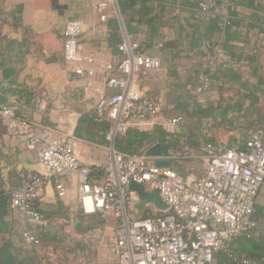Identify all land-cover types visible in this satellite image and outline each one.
Returning a JSON list of instances; mask_svg holds the SVG:
<instances>
[{
  "label": "crops",
  "instance_id": "0c3cea01",
  "mask_svg": "<svg viewBox=\"0 0 264 264\" xmlns=\"http://www.w3.org/2000/svg\"><path fill=\"white\" fill-rule=\"evenodd\" d=\"M58 1L65 6L61 11L54 9L53 0H0V95L6 100L0 108L7 105L16 107L37 132L55 127L60 130L56 134L72 132L81 162L93 172L104 171L115 150L114 144L106 140V135L103 138V132L99 129L90 138L84 134L78 136L76 131L81 120L90 118V112L96 108L100 97L110 96L117 91L107 87L102 66L107 63L116 66L121 57L120 45L141 34L151 45L143 49L144 54L160 59L162 67L134 77L132 89L161 99L165 109L146 118L151 124L131 128L149 131L160 126L169 133H182L187 138L195 130L197 133H194L200 136L197 119L187 117L183 111L209 108L221 100L218 83L208 92H201L199 86L200 75L205 72L202 61L200 64L201 55L215 46L221 36L217 34L211 40L199 41L196 48H190L197 17L186 0H148L144 10L137 6L135 13L124 16L117 0H114L112 7L106 10V21H102L100 13L94 9L95 5L105 0ZM237 1L245 4L237 8L244 19L245 31L249 26L256 27L238 46L240 50L255 48L264 62V41L259 33V29L264 28V0ZM251 3L253 5L248 6ZM229 5L223 2L214 7L212 15L224 18ZM139 12L145 17L143 23L138 22L141 16ZM78 18L86 22L80 40L82 51L97 60L95 65L85 66L95 69L94 77H79L71 73L72 65L64 60L65 26L68 21ZM153 18H157L155 24L159 30L151 40L152 28L148 21ZM248 68L245 66L243 70ZM113 75L119 80L126 79L117 69ZM250 82L254 80L250 79ZM225 87L228 90L234 85L227 83ZM36 96L43 100V114L34 110L33 99ZM224 97L229 98L232 106L236 104L231 90ZM210 124L209 119L202 122L201 133L204 137L211 136ZM222 134L218 138L227 142V135ZM239 144L234 146L238 147ZM185 146H161V149L165 159L172 161V168L182 176L199 177L202 173H192L197 162L192 161L195 157L175 156ZM204 146L205 142H202L201 150ZM192 149L194 156H201L199 149ZM0 172V182L10 194L20 186L22 176L42 177L46 173L37 151L27 150L23 139L9 134L7 130L0 136ZM65 184L67 194L63 198L57 195L52 183L43 187L37 202L44 216L41 223H35L27 215L13 210L9 218L13 223V232L11 235L0 233V248L10 241L25 264H119L113 252V241L121 220L108 215L103 225L93 228L91 217L84 213L81 206L77 178L68 177ZM256 207L264 208V194L257 197L255 210ZM159 213L160 210L152 204L141 201L133 203L128 209L130 219ZM27 231L40 240V244L26 242L24 233ZM246 249L247 252L234 246L235 252L248 257L251 248L246 245ZM222 256H216L218 264H221Z\"/></svg>",
  "mask_w": 264,
  "mask_h": 264
},
{
  "label": "built area",
  "instance_id": "2783aa9c",
  "mask_svg": "<svg viewBox=\"0 0 264 264\" xmlns=\"http://www.w3.org/2000/svg\"><path fill=\"white\" fill-rule=\"evenodd\" d=\"M194 1L199 2L203 11L216 7L211 0ZM113 2L105 0L94 6L102 21H106V10ZM85 28L84 19L68 21L63 56L65 62L72 65L71 73L94 77L95 69L85 66L95 65L97 60L84 54L80 43ZM141 39L142 35L138 34L134 39L125 40L119 47L118 64L102 66L107 87L117 91L100 97L95 109L99 116L107 117L112 123L106 134V140L112 144L131 127L151 124L146 118L165 108L161 99L132 89L134 77L162 67L160 59L138 53ZM262 39L264 41V34ZM222 53L216 46L214 53L203 60L201 92L209 91V76L219 61H227ZM115 68L126 79L114 77ZM33 101L34 110L43 114L41 97L36 96ZM0 116L9 134L21 137L27 150L37 151L46 172L42 177H24L20 186L11 192L13 210L27 215L33 222H42L35 206L43 187L52 183L57 195L63 198L67 194L65 179L74 176L85 214L101 213L121 220L113 241V252L119 264H218V254L227 255L233 264H260L230 248L234 240L250 237L257 227L255 204L257 197L264 194V143L258 136L252 137L244 149L208 145L206 149L211 155L199 177H184L173 168H159L146 155L129 157L113 150L103 181L92 183L91 169L77 156L72 132L56 134L60 131L58 127L37 132L30 120L14 107L2 106ZM175 156L192 158L194 151L185 146ZM132 182L157 192L167 209L151 217L130 219L129 206L140 202L139 196L130 190ZM24 238L33 245L40 243L28 231Z\"/></svg>",
  "mask_w": 264,
  "mask_h": 264
},
{
  "label": "trees",
  "instance_id": "16d2710c",
  "mask_svg": "<svg viewBox=\"0 0 264 264\" xmlns=\"http://www.w3.org/2000/svg\"><path fill=\"white\" fill-rule=\"evenodd\" d=\"M211 1L214 2L216 6H220L223 2H228L230 4L224 18L212 15V9L203 11L197 1L186 0V3H188L190 8L195 12V17H197V24L193 26L195 35L192 42H190V48H196L199 41L211 40L212 37L217 34L221 36L220 41L217 42L215 46H212L207 53L201 55L200 64L207 55L214 53L216 46L222 49L223 58L227 59L226 62L222 60L219 61L214 73L209 76L210 89L215 83L220 85L219 89L222 96L218 104L209 108L197 107L192 110L183 111L184 115L186 114L187 117L197 119V130L200 132V136L194 133L196 132L195 130H192L190 136L187 138V136L182 135V133H169L160 126H156L149 131L130 128L126 135H119L116 137L114 141L116 153L129 157L141 156L145 155L146 150L155 144L167 148L187 145L190 148L199 149L200 155L208 159L211 155L206 149L208 145H223L228 149H244L247 142L254 136H258L264 143V62L260 59L258 51L255 48L240 50L238 46L239 43L246 41L250 32L256 27L249 26L246 31L243 28L244 19L239 15L237 8L244 6V3L237 0ZM147 2L148 0H117L118 7L123 16L134 12L137 6H140L142 10H144ZM250 5L252 6L253 4L251 3L248 6ZM53 7L61 11L65 6L61 5L58 0H53ZM138 14L141 15L138 22L143 23L145 18L143 13L139 12ZM112 21L115 22V20ZM156 21L157 18L148 21L152 28L151 40L158 35L159 27L155 24ZM259 33L263 35L264 28H260ZM150 46L151 45L146 42L145 35H142L141 44L137 51L139 54L145 55L143 49L149 48ZM245 66L249 68L243 70ZM250 79H253L254 82H250ZM227 83L234 85V87L228 89L234 93V98H236V104L233 106L230 104L229 98L224 97V94L228 91L225 87ZM199 86L201 87V81ZM149 97L154 98V96L152 97L150 95ZM204 119L211 120L209 127V132L211 133L210 137H204L203 132L201 133ZM111 125L112 123L107 117L99 116L94 109L90 112V118L88 120H81L79 122L76 133L78 136L84 134L86 137L90 138L94 136L95 131L99 129L103 132L102 137L104 138L106 133L111 129ZM4 133H6V128L0 116V136ZM222 133L227 135V142H222L218 138V136L223 135ZM202 137L203 141H201ZM202 142H205L203 150H201ZM238 143H240L237 145L238 147H235L234 145ZM203 173L204 171L202 174ZM24 177L29 176H22L21 180ZM103 178L104 171H91L90 181L92 183H101ZM12 211L11 194L4 188L2 182H0V233L2 234L11 235L13 232V223L9 220ZM35 211L41 215L43 221L44 216L38 209V203L35 206ZM89 216L92 219L93 228L98 227V225H103L107 218L101 213ZM146 217L151 216L147 215ZM263 217L264 208L256 207L254 218L257 222V227L253 230L251 236L237 238L230 245L232 251H235L234 246L236 245L245 252H247L246 245H248V247L251 248L248 258L260 264H264ZM222 255L221 264H233L228 260L227 255ZM0 264H25L21 261L18 254H16L10 241H6L0 248Z\"/></svg>",
  "mask_w": 264,
  "mask_h": 264
},
{
  "label": "water",
  "instance_id": "95a60500",
  "mask_svg": "<svg viewBox=\"0 0 264 264\" xmlns=\"http://www.w3.org/2000/svg\"><path fill=\"white\" fill-rule=\"evenodd\" d=\"M5 101V98L0 95V105H3ZM145 155L149 158L155 159V165L159 168H172L173 166L172 161L165 159V154L161 149V146L158 144L150 147L146 151ZM130 190L139 196L140 201L143 204H152L160 211L167 209V205L163 202L160 195L157 192L147 190L144 185L132 182L130 185Z\"/></svg>",
  "mask_w": 264,
  "mask_h": 264
},
{
  "label": "rangeland",
  "instance_id": "374dc122",
  "mask_svg": "<svg viewBox=\"0 0 264 264\" xmlns=\"http://www.w3.org/2000/svg\"><path fill=\"white\" fill-rule=\"evenodd\" d=\"M194 157L195 158H193L192 161L197 160V162H195V163H196V167H198V168L193 167V169H195V171L192 173H194V175L201 174L203 172V168L206 167V165H207V160H206V158H203L202 156H200L201 158L197 157L196 155ZM188 161H190V160H188Z\"/></svg>",
  "mask_w": 264,
  "mask_h": 264
}]
</instances>
